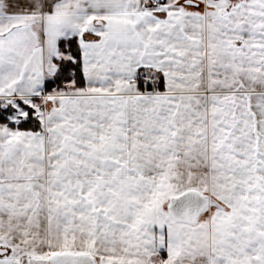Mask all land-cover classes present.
<instances>
[{
    "label": "snow or ice",
    "instance_id": "snow-or-ice-1",
    "mask_svg": "<svg viewBox=\"0 0 264 264\" xmlns=\"http://www.w3.org/2000/svg\"><path fill=\"white\" fill-rule=\"evenodd\" d=\"M0 264H264V0H0Z\"/></svg>",
    "mask_w": 264,
    "mask_h": 264
}]
</instances>
